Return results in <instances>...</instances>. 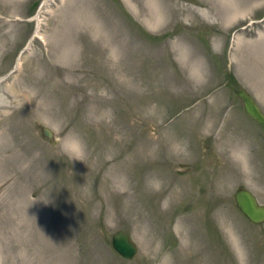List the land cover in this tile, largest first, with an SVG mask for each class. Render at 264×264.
I'll list each match as a JSON object with an SVG mask.
<instances>
[{
    "label": "rangeland",
    "instance_id": "rangeland-1",
    "mask_svg": "<svg viewBox=\"0 0 264 264\" xmlns=\"http://www.w3.org/2000/svg\"><path fill=\"white\" fill-rule=\"evenodd\" d=\"M239 89L264 113V0H0V264H264Z\"/></svg>",
    "mask_w": 264,
    "mask_h": 264
},
{
    "label": "water",
    "instance_id": "water-1",
    "mask_svg": "<svg viewBox=\"0 0 264 264\" xmlns=\"http://www.w3.org/2000/svg\"><path fill=\"white\" fill-rule=\"evenodd\" d=\"M116 2L118 0H112ZM237 95L242 101L244 112L250 116L264 131V113L253 97L245 90L239 89ZM43 133L48 138L52 132L44 128ZM234 202L237 209L253 224L264 222V204L258 202L256 196L246 188H238L234 192ZM112 248L123 258H133L137 251V245L131 234L126 230H117L111 237Z\"/></svg>",
    "mask_w": 264,
    "mask_h": 264
},
{
    "label": "bare ground",
    "instance_id": "bare-ground-1",
    "mask_svg": "<svg viewBox=\"0 0 264 264\" xmlns=\"http://www.w3.org/2000/svg\"><path fill=\"white\" fill-rule=\"evenodd\" d=\"M150 1V0H149ZM150 3V2H149ZM155 12V11H154ZM154 12H152V13H154ZM156 13V12H155ZM18 62H19V60H18ZM236 155H237V153H236ZM238 155H240V154H238ZM235 156V154H233V156L232 157H234ZM239 157V156H238ZM237 158V157H236ZM241 157H239L237 160H239ZM257 200H258V198H257ZM248 220V219H247Z\"/></svg>",
    "mask_w": 264,
    "mask_h": 264
}]
</instances>
